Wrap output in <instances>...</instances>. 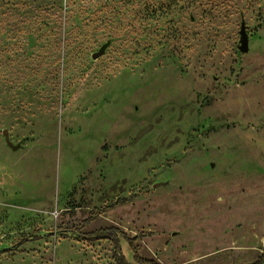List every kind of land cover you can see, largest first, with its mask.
<instances>
[{
  "label": "rangeland",
  "instance_id": "1",
  "mask_svg": "<svg viewBox=\"0 0 264 264\" xmlns=\"http://www.w3.org/2000/svg\"><path fill=\"white\" fill-rule=\"evenodd\" d=\"M109 226L264 251V0H0V264H116Z\"/></svg>",
  "mask_w": 264,
  "mask_h": 264
},
{
  "label": "trees",
  "instance_id": "2",
  "mask_svg": "<svg viewBox=\"0 0 264 264\" xmlns=\"http://www.w3.org/2000/svg\"><path fill=\"white\" fill-rule=\"evenodd\" d=\"M94 218V215H90L85 222H91ZM92 240H102L109 239L115 245L113 247V258L116 264H164L155 259L146 258L140 253V246L137 244L138 236H131L126 231L116 226H109L96 230L94 233H91ZM124 238L130 249L133 251L134 262L130 261L121 251V238ZM251 264H264V251L257 257L255 261Z\"/></svg>",
  "mask_w": 264,
  "mask_h": 264
},
{
  "label": "water",
  "instance_id": "3",
  "mask_svg": "<svg viewBox=\"0 0 264 264\" xmlns=\"http://www.w3.org/2000/svg\"><path fill=\"white\" fill-rule=\"evenodd\" d=\"M240 49L242 51H247L249 49L248 38H247V35L245 33H243V40H242V45H241ZM93 57H97L96 53L93 55Z\"/></svg>",
  "mask_w": 264,
  "mask_h": 264
},
{
  "label": "crops",
  "instance_id": "4",
  "mask_svg": "<svg viewBox=\"0 0 264 264\" xmlns=\"http://www.w3.org/2000/svg\"><path fill=\"white\" fill-rule=\"evenodd\" d=\"M263 252V251H262ZM128 258V257H127Z\"/></svg>",
  "mask_w": 264,
  "mask_h": 264
}]
</instances>
